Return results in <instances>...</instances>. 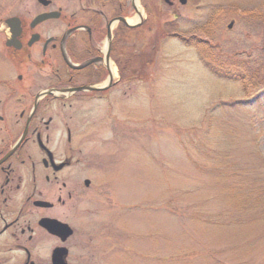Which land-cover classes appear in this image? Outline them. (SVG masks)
<instances>
[{"label":"rangeland","instance_id":"1","mask_svg":"<svg viewBox=\"0 0 264 264\" xmlns=\"http://www.w3.org/2000/svg\"><path fill=\"white\" fill-rule=\"evenodd\" d=\"M158 8L167 25L193 36L190 43L151 44V65L134 66L147 80L132 82L111 112L77 104L83 154L103 158L98 219L113 221L112 246L121 238L118 264H264V95L210 73L196 43L209 40L214 56L253 61L264 42V0ZM37 9L35 0H0V30L8 16ZM249 13L261 21L253 24ZM7 70L0 58V77Z\"/></svg>","mask_w":264,"mask_h":264},{"label":"flooded vegetation","instance_id":"2","mask_svg":"<svg viewBox=\"0 0 264 264\" xmlns=\"http://www.w3.org/2000/svg\"><path fill=\"white\" fill-rule=\"evenodd\" d=\"M35 1L37 11L0 30V264H118L121 238L112 246L113 221L99 220L94 203L103 158L83 154L77 104L117 107L144 78L134 66L152 62L151 44L182 40L158 6L189 0Z\"/></svg>","mask_w":264,"mask_h":264},{"label":"trees","instance_id":"3","mask_svg":"<svg viewBox=\"0 0 264 264\" xmlns=\"http://www.w3.org/2000/svg\"><path fill=\"white\" fill-rule=\"evenodd\" d=\"M248 15V19H251L250 21L253 20V24L261 21L260 18H256L259 17V14L249 13ZM243 25L247 28L248 24L243 23ZM190 41L191 39H188L186 44H189ZM205 41L206 42L198 41L196 43L201 44L203 48L207 49H201V53L203 52L204 55L200 54V60L210 73L221 79L240 83L243 88L242 91L245 94L249 91H254V89H258L262 91L261 95H264V42L261 46L262 50H259L253 61L247 60L249 56L245 57V59H243L244 61H242L238 58L239 53H234L232 57L229 55L225 57L218 51L214 56L213 50L215 46L209 45V40ZM220 59L223 61L230 60V64L228 62L224 63ZM141 80H143V78H141Z\"/></svg>","mask_w":264,"mask_h":264},{"label":"water","instance_id":"4","mask_svg":"<svg viewBox=\"0 0 264 264\" xmlns=\"http://www.w3.org/2000/svg\"><path fill=\"white\" fill-rule=\"evenodd\" d=\"M180 2L183 4L184 3V0H180ZM50 17H51V15H41V16H38V18L36 19V21L37 22H41V21H44L46 19H49ZM5 24L8 27H12V25L14 26V24H16V21L14 19H8V20L5 21ZM230 27H231V24L228 25V28H230ZM8 43L9 42H7V45H10Z\"/></svg>","mask_w":264,"mask_h":264},{"label":"bare ground","instance_id":"5","mask_svg":"<svg viewBox=\"0 0 264 264\" xmlns=\"http://www.w3.org/2000/svg\"><path fill=\"white\" fill-rule=\"evenodd\" d=\"M135 21H137V18H135V19L133 20V22H135Z\"/></svg>","mask_w":264,"mask_h":264}]
</instances>
